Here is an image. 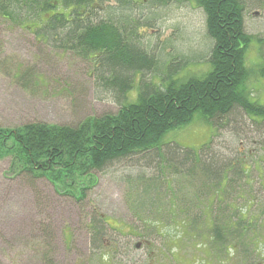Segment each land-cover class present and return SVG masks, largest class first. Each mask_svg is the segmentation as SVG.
Instances as JSON below:
<instances>
[{
    "label": "rangeland",
    "instance_id": "rangeland-1",
    "mask_svg": "<svg viewBox=\"0 0 264 264\" xmlns=\"http://www.w3.org/2000/svg\"><path fill=\"white\" fill-rule=\"evenodd\" d=\"M135 1L129 8L134 20L132 37L152 64L150 69L136 72L133 88L124 99L101 84L84 59L38 42L32 30L15 27L0 17V124L11 128L46 121L74 126L87 116L115 114L120 103L135 100L139 80L165 85L169 79L200 78L210 71L207 58L214 40L207 35L206 16L196 0ZM239 2L244 32L250 36L244 50L245 89L252 100L264 102V0ZM221 123L217 132L214 123L196 112L189 123L165 133L160 143L167 147L176 143L197 153L210 145V150L199 154L203 163L207 152L214 151L222 163L243 162L248 177L220 196L222 204L234 203L236 214L264 227V122L252 121L239 110ZM152 151L109 162L94 172L95 184L78 200L46 179L9 171V159L2 158L0 264H245L237 248L229 255L225 250L217 257L210 253V228L217 208L212 197L207 199L206 188L196 195V206L205 207V216L196 224L190 227L191 219L175 210L181 207L185 190L192 189L194 195L198 181L168 175V195L177 199L171 207L174 215L164 221L151 220V216L143 219L146 222L138 219V213L147 215L149 207L156 210L160 205V201L148 200L135 213L140 194L126 197L131 185L156 173V159L145 156ZM210 164L213 161L207 162ZM98 218L105 224L95 247L91 221ZM249 227L254 259L264 264V254L260 257L264 233L260 225ZM233 236L228 233L230 242Z\"/></svg>",
    "mask_w": 264,
    "mask_h": 264
},
{
    "label": "trees",
    "instance_id": "trees-1",
    "mask_svg": "<svg viewBox=\"0 0 264 264\" xmlns=\"http://www.w3.org/2000/svg\"><path fill=\"white\" fill-rule=\"evenodd\" d=\"M106 1L112 0H0V17L15 27L32 30L38 42L84 59L91 65L90 73L98 74L96 78L101 84L124 99L133 88L136 72L150 69L152 61L132 37L134 20L129 8L136 1L113 0L112 5H106ZM168 1L173 0H151L152 3ZM196 4L202 7L207 35L214 40L207 58L211 63L210 71L200 78L190 76L179 82L169 79L165 85L139 80L135 100L120 103L115 114L87 116L74 126L46 121L11 128L0 124V160L9 159V171L46 179L58 191L78 200L95 184L94 172L111 161L153 150L145 156L156 159V173L131 185L126 197L130 199L140 194V205L135 213L142 210L148 200L160 201L162 205H156V210L149 207L151 212L147 215L138 213V219L142 221L151 216V220L164 221L177 209L184 219H191V227L205 216V207L196 206L199 201L196 195L206 188L207 199L212 197L217 208L210 228V253L217 257L225 250L229 255L237 248L235 251L244 256L245 264H261L262 260L254 259L252 241L248 243L249 226L261 227V224L236 214L234 203L222 204L220 197L226 196L227 190L237 185L238 180L246 181L245 164L222 163L216 159L215 151L204 154L203 163L199 154L210 150V145H204L197 153L176 143L169 147L160 143L165 133L189 123L196 112L214 123L216 129L239 110L252 121L264 122V102L252 100L245 89L248 69L244 50L250 36L244 32L239 0H196ZM49 8L56 13L47 19ZM212 161L213 164L207 165ZM191 164L193 168L189 167ZM195 168H200L199 172ZM170 174L198 181L194 195L192 189L185 190L181 207H175L174 211L171 207L177 199H171L167 187ZM91 224V242L97 247L105 223L98 218L92 219ZM261 229L264 233V227ZM228 233L234 235V241L230 242ZM252 236L255 238L253 233ZM262 254L264 251L260 257Z\"/></svg>",
    "mask_w": 264,
    "mask_h": 264
},
{
    "label": "flooded vegetation",
    "instance_id": "flooded-vegetation-1",
    "mask_svg": "<svg viewBox=\"0 0 264 264\" xmlns=\"http://www.w3.org/2000/svg\"><path fill=\"white\" fill-rule=\"evenodd\" d=\"M112 4H114V3H113V0H112L111 2L106 1V5H112ZM100 9H102V6L100 7ZM61 11H62V10H61ZM97 11L100 13V10H97ZM54 13H56V12L54 11V9L49 8V9H48V14L46 15L47 19H48V18H51V17L54 15Z\"/></svg>",
    "mask_w": 264,
    "mask_h": 264
}]
</instances>
